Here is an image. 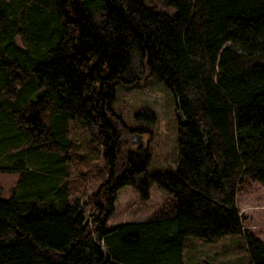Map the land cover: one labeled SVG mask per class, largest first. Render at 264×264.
I'll return each mask as SVG.
<instances>
[{
	"label": "trees",
	"instance_id": "trees-1",
	"mask_svg": "<svg viewBox=\"0 0 264 264\" xmlns=\"http://www.w3.org/2000/svg\"><path fill=\"white\" fill-rule=\"evenodd\" d=\"M166 4L174 13L145 0H0V171L19 175L10 196L0 186V264H190V238L230 234L248 254L231 264H264L237 201L245 181L264 185V0ZM136 55L175 96L174 171L147 170L151 151L132 146L114 107ZM75 125L109 167L81 196L68 182ZM125 185L144 198L155 185L173 214L108 225Z\"/></svg>",
	"mask_w": 264,
	"mask_h": 264
},
{
	"label": "rangeland",
	"instance_id": "rangeland-1",
	"mask_svg": "<svg viewBox=\"0 0 264 264\" xmlns=\"http://www.w3.org/2000/svg\"><path fill=\"white\" fill-rule=\"evenodd\" d=\"M167 13L175 8L166 0H145ZM129 82L116 86L114 107L134 130L128 138L132 146H148L151 161L147 166L150 173L174 171L177 165V105L173 92L163 80L150 74L138 55L127 74ZM148 109L155 114V121L137 118L135 112ZM135 128H139L135 129ZM76 158L69 173V186L72 196L91 194L107 180V167L102 146L91 138L86 128L75 125L72 131ZM133 140H135L133 142ZM19 175L0 171L1 195L8 197L17 187ZM238 206L245 219L247 229L264 239V185L247 180L240 187L237 196ZM90 204L88 212L96 209ZM175 200L159 190L155 185L149 197L144 198L131 185L123 186L115 202V211L107 224L114 225L124 221H142L157 215H172ZM242 234H230L210 243L190 238L184 250V258L190 264H231L247 258Z\"/></svg>",
	"mask_w": 264,
	"mask_h": 264
},
{
	"label": "water",
	"instance_id": "water-1",
	"mask_svg": "<svg viewBox=\"0 0 264 264\" xmlns=\"http://www.w3.org/2000/svg\"><path fill=\"white\" fill-rule=\"evenodd\" d=\"M179 114L181 115L182 114V112H181V110H179ZM135 140H133V142H134Z\"/></svg>",
	"mask_w": 264,
	"mask_h": 264
}]
</instances>
